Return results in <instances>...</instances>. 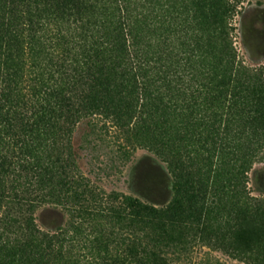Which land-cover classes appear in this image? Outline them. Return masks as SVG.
Instances as JSON below:
<instances>
[{"label":"trees","instance_id":"obj_1","mask_svg":"<svg viewBox=\"0 0 264 264\" xmlns=\"http://www.w3.org/2000/svg\"><path fill=\"white\" fill-rule=\"evenodd\" d=\"M240 4L0 0L5 264H174L195 246L264 264V197L247 188L264 160V66L238 59ZM91 117L165 165L169 201L90 184L71 139ZM42 205L65 226L41 231Z\"/></svg>","mask_w":264,"mask_h":264},{"label":"rangeland","instance_id":"obj_2","mask_svg":"<svg viewBox=\"0 0 264 264\" xmlns=\"http://www.w3.org/2000/svg\"><path fill=\"white\" fill-rule=\"evenodd\" d=\"M233 24L234 46L244 66H264V0H241ZM124 141L99 117L81 120L74 129L71 147L79 171L90 184L103 193L130 195L150 204L170 200V179L165 165L144 149L123 151ZM247 188L254 197H264V160L254 163L248 172ZM10 200L0 206V232L6 210L15 214ZM36 226L43 232L54 233L65 226L67 214L52 205H42L34 212ZM5 234L0 237L5 240ZM15 237L8 235L13 242ZM0 241V242H1ZM1 250V249H0ZM0 252V264H5ZM174 264H244L220 251L195 246Z\"/></svg>","mask_w":264,"mask_h":264}]
</instances>
